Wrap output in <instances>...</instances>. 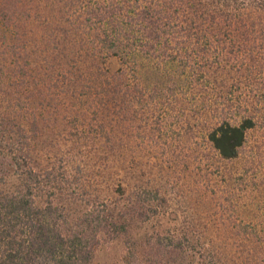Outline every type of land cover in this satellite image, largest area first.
I'll return each instance as SVG.
<instances>
[{
    "label": "trees",
    "instance_id": "1",
    "mask_svg": "<svg viewBox=\"0 0 264 264\" xmlns=\"http://www.w3.org/2000/svg\"><path fill=\"white\" fill-rule=\"evenodd\" d=\"M195 129L227 162L264 129V0H0V264L118 236L135 264H264V172L237 212H160Z\"/></svg>",
    "mask_w": 264,
    "mask_h": 264
},
{
    "label": "rangeland",
    "instance_id": "2",
    "mask_svg": "<svg viewBox=\"0 0 264 264\" xmlns=\"http://www.w3.org/2000/svg\"><path fill=\"white\" fill-rule=\"evenodd\" d=\"M194 132L187 138L186 135L175 136L169 155L173 161L162 170L157 166L152 170L156 174V186L168 191L160 212H237L231 202L238 195L245 194L247 189L250 191L253 185L249 175H254L256 170L264 172V140L258 150V158L263 156V163H245V156L250 153L249 146L264 137V129L252 131L245 153L233 162L218 160L215 151L202 140L201 131L195 129ZM207 172L211 173L210 181L205 176ZM254 180L259 181L255 176ZM208 196H211L212 203L205 208L203 201ZM125 252L124 237L118 236L98 246L93 264H135L133 257H124Z\"/></svg>",
    "mask_w": 264,
    "mask_h": 264
}]
</instances>
